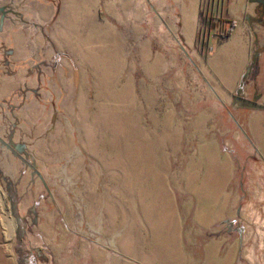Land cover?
<instances>
[{
    "label": "rangeland",
    "instance_id": "obj_1",
    "mask_svg": "<svg viewBox=\"0 0 264 264\" xmlns=\"http://www.w3.org/2000/svg\"><path fill=\"white\" fill-rule=\"evenodd\" d=\"M81 1L42 27L23 18L32 0H0L2 27L48 37L66 17L91 40L68 50L74 104L39 86L0 102V264H264L262 158L232 107L181 44L153 56L150 36L161 53L169 42L147 24V0Z\"/></svg>",
    "mask_w": 264,
    "mask_h": 264
},
{
    "label": "crops",
    "instance_id": "obj_2",
    "mask_svg": "<svg viewBox=\"0 0 264 264\" xmlns=\"http://www.w3.org/2000/svg\"><path fill=\"white\" fill-rule=\"evenodd\" d=\"M11 1L3 0V6H11ZM66 1L32 0V5L25 7L23 18L27 23L34 21L46 26L58 18L62 8H67ZM147 3L152 11L147 15V24L157 27L156 32L162 29L169 42V48L163 43L161 53L160 46L155 47L153 32L149 37L153 56H172L175 49L170 46L177 47L178 43L185 54L188 51L200 78L222 105L232 107L231 120L241 125L233 130L238 137L242 133L252 139L264 168V0H147ZM118 8L121 10L122 4ZM118 16L121 18L122 14ZM59 21L61 30L57 29L56 34L54 30L48 37L41 28L38 30L21 20H8L0 26V102L8 99L12 105L24 103L29 91L39 86L42 90L49 89L52 101L66 97L65 105L74 104L76 67L68 50L78 56L79 50L91 48V40L85 37L75 40L70 35L72 21L66 17ZM108 35L100 41H110L119 53L121 39ZM200 37L207 40L205 51L198 48ZM9 48L13 54L7 66ZM46 96L43 93L45 100Z\"/></svg>",
    "mask_w": 264,
    "mask_h": 264
},
{
    "label": "bare ground",
    "instance_id": "obj_3",
    "mask_svg": "<svg viewBox=\"0 0 264 264\" xmlns=\"http://www.w3.org/2000/svg\"><path fill=\"white\" fill-rule=\"evenodd\" d=\"M98 57H99V56H98ZM97 106H98V108L100 107V105H98V104H97ZM112 120H113V119H112ZM106 122H107V121H106ZM106 122H105V123H106ZM123 132H124V131H123ZM119 138H121V137H119ZM159 140H161V139H159ZM90 141H91V140H90ZM143 141H144V140H143ZM87 145H89V144L87 143ZM154 145H155V144H154ZM155 146H157V145H155ZM150 147H151V146H150ZM156 151H157V150H156ZM155 153H156V152H155ZM108 158H109V157H108ZM144 158H145V157H144ZM153 160H154V159H153ZM147 162H148V161H147ZM136 164H137V163H136ZM148 164H149V163H148ZM125 165H126V164H125ZM151 166L153 167V165H151ZM161 167H162V166H161ZM151 169H152V168H151ZM161 169H162V168H161ZM163 169H164V168H163ZM162 171H163V170H162ZM149 172H150V171H149ZM149 172H148V173H149ZM154 172H155V170H154ZM223 173H224V172H223ZM153 174H154V173H153ZM161 174H162V173H161Z\"/></svg>",
    "mask_w": 264,
    "mask_h": 264
},
{
    "label": "water",
    "instance_id": "obj_4",
    "mask_svg": "<svg viewBox=\"0 0 264 264\" xmlns=\"http://www.w3.org/2000/svg\"><path fill=\"white\" fill-rule=\"evenodd\" d=\"M5 11L4 7H0V13L2 14ZM3 21V19H2ZM247 105H251L249 102H245ZM253 105V104H252Z\"/></svg>",
    "mask_w": 264,
    "mask_h": 264
}]
</instances>
